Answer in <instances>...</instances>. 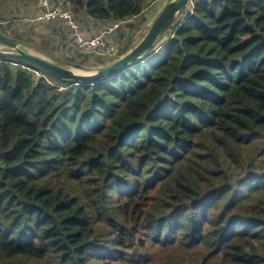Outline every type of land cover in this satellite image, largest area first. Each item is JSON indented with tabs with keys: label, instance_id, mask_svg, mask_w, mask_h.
<instances>
[{
	"label": "trees",
	"instance_id": "1",
	"mask_svg": "<svg viewBox=\"0 0 264 264\" xmlns=\"http://www.w3.org/2000/svg\"><path fill=\"white\" fill-rule=\"evenodd\" d=\"M39 73L0 61V264H264V0L190 1L107 79Z\"/></svg>",
	"mask_w": 264,
	"mask_h": 264
},
{
	"label": "crops",
	"instance_id": "2",
	"mask_svg": "<svg viewBox=\"0 0 264 264\" xmlns=\"http://www.w3.org/2000/svg\"><path fill=\"white\" fill-rule=\"evenodd\" d=\"M47 1V4L44 3V0L1 1L2 12L5 18H11L8 22H12L11 26L15 28L17 36L24 34V48L56 62H63L64 64H81L82 66H90V68H95L111 61V57L103 56L96 52H82L79 50L71 40V27L66 19L54 18L48 19V21L41 20L45 19L41 17L44 16L46 12L56 7L59 0ZM168 1L169 0H155L151 4L147 2L141 15L125 20L120 28L126 32V40H120L115 34L106 35V40L116 44L121 50H124L132 38L130 34L136 32L137 43L144 36ZM65 2L69 7L67 0H65ZM153 8H155L154 11L152 10ZM85 13L86 11L82 10L75 15L76 20L81 26L82 32L87 37L100 35L108 29V26H114L119 22L116 20H97L88 15L87 18L90 19L92 23L86 25L84 23ZM6 23L7 22L4 24Z\"/></svg>",
	"mask_w": 264,
	"mask_h": 264
},
{
	"label": "water",
	"instance_id": "3",
	"mask_svg": "<svg viewBox=\"0 0 264 264\" xmlns=\"http://www.w3.org/2000/svg\"><path fill=\"white\" fill-rule=\"evenodd\" d=\"M189 4L190 0H170L167 2L141 40L136 43L137 33L132 32L130 34L132 38L126 45L123 55L110 63L90 68L89 71H76L88 69H85V66L81 64H60L27 50L24 48V34L18 37L15 28L11 26L12 22L6 24V27H8L5 32H0V61L21 62L67 83H94L101 79H107L126 68L129 64L142 59L158 44L165 33L172 28L173 23ZM84 10L86 11L84 23L87 25L92 23L87 18V5ZM2 27L4 28V26ZM112 34L117 35L120 40H126V32L121 30V28L114 29Z\"/></svg>",
	"mask_w": 264,
	"mask_h": 264
},
{
	"label": "built area",
	"instance_id": "4",
	"mask_svg": "<svg viewBox=\"0 0 264 264\" xmlns=\"http://www.w3.org/2000/svg\"><path fill=\"white\" fill-rule=\"evenodd\" d=\"M47 4L48 1L44 0ZM41 18L54 19L64 18L70 24L71 27V40L73 44L83 52H97L107 57L119 56L121 49L114 43L108 42L105 38L106 34L112 32L121 23H117L114 26L109 27L102 34L93 37H87L81 30V26L75 18V15L70 10L65 0H59L56 7L46 12Z\"/></svg>",
	"mask_w": 264,
	"mask_h": 264
},
{
	"label": "rangeland",
	"instance_id": "5",
	"mask_svg": "<svg viewBox=\"0 0 264 264\" xmlns=\"http://www.w3.org/2000/svg\"><path fill=\"white\" fill-rule=\"evenodd\" d=\"M170 1V0H169ZM168 1V2H169ZM166 2V1H165ZM167 4V3H166ZM154 9L155 8H153L152 10L154 11ZM97 53V52H96ZM98 54V53H97ZM85 69H88V70H84V69H79V70H76V71H89L90 70V66H85ZM262 158L264 159V155L262 156ZM262 159V160H263ZM258 164H262L263 165V167L261 168V170H260V172L261 173H264V160H263V162H260V161H258ZM144 232H140V234H139V236L140 237H147L146 238V241H147V243H148V245H151L152 247H154V246H156V247H158V249H157V251H156V254H157V256L158 257H160L161 255L160 254H164V250L165 249H163V248H161L162 246H160V245H158V244H156L155 242H153V239H152V234H154V232L153 231H151L150 229H144L143 230ZM145 235H151V236H145Z\"/></svg>",
	"mask_w": 264,
	"mask_h": 264
},
{
	"label": "clouds",
	"instance_id": "6",
	"mask_svg": "<svg viewBox=\"0 0 264 264\" xmlns=\"http://www.w3.org/2000/svg\"><path fill=\"white\" fill-rule=\"evenodd\" d=\"M190 1H192V0H190ZM73 14L75 15V13L73 12ZM75 18H76V15H75ZM41 20H45V21H48V19L47 18H45V19H41ZM50 20V19H49ZM118 23H121L117 28H120L122 25H123V23H124V21H119ZM109 27H111V26H108V28ZM116 29V28H115ZM109 34H112V32H110V33H108V34H106V35H109ZM85 35V34H84ZM86 36V35H85ZM93 37V36H92ZM105 38H106V36H105ZM83 52V51H82ZM125 53V51L124 50H121V52H120V54H119V56H116V57H111L110 58V62H112V61H114V60H116V59H118L121 55H123L124 53ZM100 55H102V54H100ZM104 56V55H103ZM110 62H108V63H110ZM61 64V63H60ZM37 71V73L39 74V75H41L39 72L40 71H38V70H36ZM44 74V73H43Z\"/></svg>",
	"mask_w": 264,
	"mask_h": 264
}]
</instances>
